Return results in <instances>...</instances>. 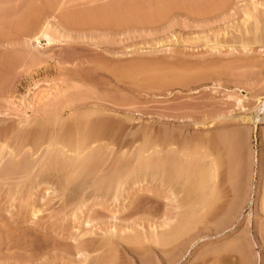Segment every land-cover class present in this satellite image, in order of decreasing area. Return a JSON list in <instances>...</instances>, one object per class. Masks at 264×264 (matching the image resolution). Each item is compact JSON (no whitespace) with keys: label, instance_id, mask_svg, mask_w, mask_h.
Segmentation results:
<instances>
[{"label":"rangeland","instance_id":"obj_1","mask_svg":"<svg viewBox=\"0 0 264 264\" xmlns=\"http://www.w3.org/2000/svg\"><path fill=\"white\" fill-rule=\"evenodd\" d=\"M262 21L264 0H0V264H264ZM218 151L204 215L184 192Z\"/></svg>","mask_w":264,"mask_h":264},{"label":"bare ground","instance_id":"obj_2","mask_svg":"<svg viewBox=\"0 0 264 264\" xmlns=\"http://www.w3.org/2000/svg\"><path fill=\"white\" fill-rule=\"evenodd\" d=\"M167 2V1H166ZM162 4V3H161ZM164 6V5H163ZM165 8V7H164ZM160 11V10H159ZM151 17V16H150ZM147 18H149V17H147ZM262 22H264V21H262ZM48 25V24H47ZM38 30V29H37ZM264 30V29H263ZM262 32V31H261ZM35 36V35H34ZM40 36H42V38L43 37H45V39L46 40H50V35L48 34V32H47V26H44L42 29H41V31H40ZM39 37V36H38ZM38 37H36L35 39V41H37L38 40ZM47 41V42H48ZM134 67V66H133ZM136 67V66H135ZM134 67V68H135ZM137 70V69H136ZM133 72V71H132ZM175 80V79H174ZM62 90V89H61ZM64 90V89H63ZM66 93V92H65ZM55 96V99L57 98V96L56 95H54ZM54 96L52 97V99H54ZM46 97H47V100H49V101H46V100H43V101H45V102H42L43 103V105L46 107L47 106V103L48 102H50L49 104L51 105L54 101H55V99L54 100H52V99H50V97H48L47 96V94H46ZM59 97V96H58ZM51 100V101H50ZM53 101V102H52ZM59 101V100H58ZM61 101V100H60ZM46 105H45V104ZM58 103V102H57ZM49 104H48V106H49ZM54 104V103H53ZM62 104V103H61ZM44 106H43V108H44ZM41 107H42V105H41ZM52 107V106H51ZM64 107V106H63ZM48 108V107H47ZM69 108V107H68ZM43 110V109H42ZM53 110V109H52ZM55 110V109H54ZM57 110V109H56ZM51 111V110H50ZM60 111V110H59ZM48 112H49V109H48ZM46 113V112H45ZM61 113V112H60ZM47 114V113H46ZM58 114V113H57ZM72 114V113H71ZM75 114V113H74ZM43 115V114H42ZM50 115V112H49V114H47V116H49ZM55 115V114H54ZM68 115V114H67ZM46 116V117H47ZM45 117V118H46ZM57 117V116H56ZM64 117V116H63ZM62 117V118H63ZM85 117V116H84ZM54 118H55V116L53 117V119L51 120V119H48V121H50L51 120V123L53 122V120H54ZM57 118H59V117H57ZM69 118V117H68ZM30 119V118H29ZM70 119V118H69ZM78 119V118H77ZM77 119H76V121H77ZM28 120V118H26L25 119V121H27ZM61 120V119H60ZM36 121V120H35ZM39 121V120H38ZM56 121H57V119H56ZM56 121H54L53 123H55ZM59 121V120H58ZM83 121H84V119H83ZM75 122V121H74ZM18 123V122H17ZM22 123V122H21ZM25 123V122H24ZM27 123H29V122H27ZM50 123V124H51ZM40 124V123H39ZM44 124H45V122H44ZM61 124V123H60ZM68 124V123H67ZM14 125V124H13ZM38 125V124H37ZM57 125V124H56ZM43 125H41V127H42ZM59 126V125H58ZM66 126V125H65ZM78 126V125H77ZM8 127V126H7ZM39 128H40V130L42 129L40 126H38ZM44 127V126H43ZM52 127V126H51ZM87 127V126H86ZM28 128V127H27ZM34 128V127H33ZM39 128H38V132H42V131H40L39 130ZM55 128V127H54ZM64 128V127H63ZM62 128V129H63ZM76 128V127H75ZM32 129V128H31ZM35 129H36V127H35ZM35 129H33V130H35ZM49 129V128H48ZM51 129V128H50ZM61 129V130H62ZM17 130H18V128H17ZM37 130V129H36ZM46 130V129H45ZM52 130V129H51ZM50 130V131H51ZM3 131V130H2ZM29 131V130H28ZM19 132V131H18ZM32 132H34V131H32ZM38 132H36V133H38ZM1 133H3V132H1ZM11 133H12V131H11ZM17 134V133H16ZM20 134H21V132H20ZM19 134V135H20ZM27 134L28 135H30V134H32L33 135V133H28L27 132ZM39 134V133H38ZM38 134H37V136L36 137H39L40 138V135H42V134H40L39 136H38ZM46 134V133H45ZM44 134V135H45ZM51 134H52V132H51ZM50 134V135H51ZM9 135V134H8ZM23 135V134H22ZM36 135V134H35ZM35 135H33L32 137H34ZM49 135V134H48ZM55 136H57L56 134H54ZM25 136H27L26 134H25ZM25 136H24V138H25ZM53 136V135H52ZM222 136V135H221ZM5 137V136H4ZM12 137V136H11ZM28 137V136H27ZM26 137V138H27ZM51 137V136H50ZM23 138V139H24ZM51 138H54V137H51ZM8 139V138H7ZM12 139V138H11ZM32 139V138H31ZM41 139H43L44 140V138L43 137H41ZM46 139H47V136H46ZM58 139V138H57ZM235 138H232V136H226V137H221V138H218V140H216L217 141V144L216 145H219L220 146V148H222L223 150H222V152H224L225 153V155H226V152H227V154H229V152H234V149L236 148V144H237V142H236V140H234ZM9 140V139H8ZM26 140V139H25ZM32 140H36L35 141V143L37 142V139H32ZM43 140H42V144L44 143L43 142ZM29 141V140H28ZM45 142H46V140H44ZM49 141H51V140H49ZM53 141V140H52ZM55 141V140H54ZM12 142V141H11ZM24 142V141H23ZM58 142V141H57ZM17 143V142H16ZM35 143H34V145H35ZM50 143V142H49ZM37 144V143H36ZM39 144H41V142L39 141ZM51 144V143H50ZM57 144V143H56ZM87 144V143H86ZM26 145V144H25ZM38 145V144H37ZM78 145V144H77ZM43 146H44V144H43ZM46 146V145H45ZM86 146V145H85ZM17 147V146H16ZM78 147V146H77ZM218 147V146H217ZM17 148H20V147H17ZM30 148V147H29ZM50 148V147H49ZM215 148V147H214ZM11 148H9V150H10ZM36 149V148H35ZM46 149H48L47 147H46ZM80 149V148H79ZM84 149V148H83ZM226 151H225V150ZM17 150V149H16ZM30 150H32V149H30ZM59 150V149H58ZM61 150V149H60ZM76 150H78V149H76ZM217 150V149H216ZM221 150V149H220ZM46 151H48V150H46ZM55 151V150H54ZM87 151V150H86ZM3 152V151H2ZM34 152V151H33ZM74 152V151H73ZM77 152V151H76ZM80 152V151H79ZM82 152V151H81ZM221 152V151H220ZM219 151H218V156H216L215 154V156L217 157L216 158V160H214L215 159V157L212 159V161H210V164H208L207 166H205V168L203 169V167H202V171H200L199 172V174H198V177H196L195 179H196V181H194V184L192 185V186H190V187H188L187 186V188L185 189L186 191L184 192L185 194V199L188 201L189 199H190V197H191V191L194 193L196 190L198 191L199 190V192H200V204H201V212L203 213H206L207 211L209 212V211H211V210H213L214 208V206H216V203H217V201H219V199L223 196V194H222V187H223V184L225 183V181L224 180H226L224 177H226L227 178V180L229 181V177H227V175L226 176H223V178H224V180H223V178H220L219 177V173L220 172H218V170H219V167H221L223 164H225L226 163V159L224 158V157H226V156H223V155H220L219 156V154H221ZM1 153V152H0ZM60 153V152H59ZM63 153H65V152H63ZM78 153V152H77ZM83 153H85V152H83ZM81 154V155H86V154ZM217 153V152H216ZM235 153V152H234ZM233 153V154H234ZM14 154H15V152H14ZM223 154V153H222ZM8 155V154H7ZM62 155V154H61ZM80 154H79V156H81ZM95 155V154H94ZM231 155V154H230ZM46 156V155H45ZM63 156H65V155H63ZM79 156H77V157H79ZM83 156H81V158H83ZM87 156H89V155H87ZM91 156H92V154H91ZM223 156V157H222ZM11 157V156H10ZM43 157H44V155H43ZM68 157V156H67ZM229 156H227V158H228ZM231 157H233L232 155H231ZM230 157V158H231ZM29 158V157H28ZM35 158V157H34ZM36 158H37V155H36ZM72 158V157H71ZM94 158V157H93ZM234 158H235V156H234ZM41 159H43V158H41ZM57 159V158H56ZM73 159V158H72ZM84 160H81V159H79V161L81 160V161H84V163H85V160H87L86 158H83ZM1 160V159H0ZM4 160V159H3ZM15 160V159H14ZM28 160V159H27ZM33 160V159H32ZM60 160V159H59ZM65 160V159H64ZM98 160V159H97ZM6 161V160H5ZM24 161V160H23ZM26 161V160H25ZM29 161V160H28ZM35 161V160H34ZM52 161V160H51ZM71 160H69V162H70ZM93 161V160H92ZM229 161H230V159H229ZM235 161V160H234ZM32 162V161H31ZM40 162V161H39ZM45 162V161H44ZM50 162V161H49ZM48 162V163H49ZM66 162V161H65ZM64 162V163H65ZM208 162V161H207ZM6 163V162H5ZM36 162H34L33 164H35ZM53 163V162H52ZM56 163V162H55ZM59 163V162H58ZM62 163V162H61ZM61 163H59V164H61ZM78 164H77V166H76V168L79 166H81L80 164V162H77ZM83 163V162H82ZM83 163V164H84ZM161 163V162H160ZM237 163V162H236ZM3 164V163H2ZM9 162L7 161V164H5V165H3V167H2V169L0 170V172H1V175H3L2 173H4V172H6V170H10V169H7V168H5V170H4V167H8L9 165ZM13 164H14V162H13ZM18 164V163H17ZM24 164V163H23ZM28 164V163H27ZM30 164V163H29ZM67 164H69L68 162H67ZM86 164H87V162H86ZM162 164V163H161ZM230 164V163H229ZM228 164V165H229ZM231 164H232V162H231ZM7 165V166H6ZM10 165H12L11 163H10ZM15 165V164H14ZM14 165H12V166H14ZM26 165V164H25ZM24 165V166H25ZM32 165V164H31ZM37 165V164H36ZM49 165V164H48ZM53 165V164H52ZM237 166H238V164H236ZM1 166V165H0ZM12 166H9V168H12L13 169V167ZM26 166H28V165H26ZM25 166V169L26 168H28V167H26ZM54 166V165H53ZM60 166V165H59ZM65 166H69V165H65ZM64 166V167H65ZM85 166V165H84ZM83 165H82V167H84ZM160 166V165H159ZM232 166H233V168H235L236 166L234 165V164H232ZM235 166V167H234ZM20 167V166H19ZM32 167H36L35 165L34 166H32ZM40 167V166H39ZM55 167V166H54ZM61 167H62V165H61ZM61 167H59V168H61ZM167 167V166H166ZM165 167V168H166ZM169 167V166H168ZM223 167V166H222ZM229 167H231V166H229ZM50 168V167H49ZM69 168V167H68ZM86 168V167H85ZM161 168V167H160ZM172 168V167H171ZM227 168V167H226ZM232 168V167H231ZM237 168V167H236ZM18 169V168H17ZM21 169V168H20ZM63 169V168H62ZM67 169V168H66ZM65 169V170H66ZM155 169V168H154ZM170 169V168H169ZM230 169V168H229ZM228 169V170H229ZM4 170V171H3ZM14 170V169H13ZM19 170V169H18ZM22 170V169H21ZM24 170V169H23ZM27 170V169H26ZM44 170V169H43ZM53 170V169H52ZM68 170V169H67ZM74 170L75 169H73V172H74ZM79 170V169H78ZM77 170V171H78ZM82 171H83V169H81ZM81 170H80V172H81ZM116 170V169H115ZM157 170V169H156ZM160 170V169H159ZM158 170V171H159ZM167 170V169H166ZM165 170V171H166ZM201 170V169H200ZM227 170V169H226ZM232 170H235V169H232ZM237 170V169H236ZM11 172H12V170H10ZM28 171V170H27ZM37 171V170H36ZM49 172H50V169L48 170ZM120 171V170H119ZM168 171V170H167ZM199 171V170H198ZM229 171H231V170H229ZM229 171H228V173H229ZM8 172L9 171H7L6 173L7 174H5L4 173V176H6V175H8ZM21 172V171H20ZM53 172V171H52ZM66 172H68V171H66ZM70 172V171H69ZM79 172V173H80ZM118 172V171H117ZM174 172V171H173ZM232 172V171H231ZM235 172V171H234ZM10 173V172H9ZM23 173V172H22ZM22 173H21V175H22ZM61 173V172H60ZM113 173V172H112ZM119 173V172H118ZM155 173V172H154ZM175 173V172H174ZM26 174V173H25ZM24 174V175H25ZM32 174V173H31ZM35 174H39V173H35ZM48 174V173H47ZM61 174H63V173H61ZM76 174V173H75ZM75 174H73V176L74 177H76L75 176ZM223 174V173H222ZM233 174V173H232ZM18 175H20V174H18ZM28 175H30V173L28 174ZM28 175H26L28 178L30 177V176H28ZM40 175V174H39ZM41 175H42V173H41ZM64 175H66V174H64ZM69 175V174H68ZM121 175V174H120ZM160 175H161V173H160ZM164 175V174H163ZM230 175V174H229ZM235 175H237V174H235ZM234 175V176H235ZM10 176H13L12 174L10 175ZM34 176V175H33ZM79 176V175H78ZM115 176V175H114ZM194 176V175H193ZM2 177V176H1ZM22 177V176H21ZM39 177V176H38ZM51 177V176H50ZM66 177V176H65ZM118 177V176H117ZM174 177H175V175H174ZM5 178V177H4ZM12 178V177H11ZM14 178V177H13ZM26 178V177H25ZM32 178V177H31ZM37 178V177H36ZM40 178V177H39ZM67 178H68V176H67ZM77 178V177H76ZM84 178V177H83ZM173 178V177H172ZM233 178H235L236 179V177H233ZM232 178V179H233ZM6 179V178H5ZM10 179V178H9ZM34 179H35V177H34ZM45 179V178H44ZM47 179V178H46ZM75 179V178H74ZM74 179H70V180H74ZM82 179V178H81ZM179 179V178H178ZM191 179V178H190ZM32 180V179H31ZM62 180V179H61ZM66 180V181H65ZM64 180V182H65V184H68V183H66L68 180H69V178L68 179H65ZM77 180V179H76ZM84 180V179H83ZM231 180V179H230ZM2 181V180H1ZM4 181V180H3ZM22 181V180H21ZM28 181H29V179H28ZM36 181V180H35ZM52 181V180H51ZM75 181V180H74ZM74 181H72V182H74ZM115 181V180H114ZM113 181V182H114ZM191 181V180H190ZM39 182V181H38ZM85 181H83V183H84ZM116 182V181H115ZM176 182H177V178H176ZM234 182V181H233ZM233 182H232V184H233ZM26 183V182H25ZM61 183V182H60ZM76 183V181L74 182V183H71L72 185L71 186H68V188L70 187H72L73 186V184H75ZM78 183H80L79 181H78ZM82 183V182H81ZM226 183H227V181H226ZM225 183V184H226ZM229 183V182H228ZM63 184V183H62ZM121 184V183H120ZM39 185V184H38ZM80 185V184H79ZM65 186H67V185H65ZM77 186V185H76ZM85 186H86V184H85ZM183 186V185H182ZM79 187V186H78ZM118 187V186H117ZM171 187V186H170ZM230 187V186H229ZM59 188V187H58ZM67 188V187H66ZM81 188V187H80ZM85 188V187H84ZM87 188V187H86ZM116 188V187H115ZM181 188V187H180ZM185 188V187H184ZM225 188V187H224ZM226 189V188H225ZM65 190V189H64ZM69 190V189H68ZM75 190V189H74ZM84 190V189H83ZM183 190V189H182ZM195 190V191H194ZM232 190V189H231ZM178 191V190H177ZM74 192V191H73ZM75 192H77V191H75ZM180 193V192H179ZM197 193V192H196ZM76 194V193H75ZM231 194H232V192H231ZM236 194V193H235ZM71 195V194H70ZM199 195V194H198ZM237 195V194H236ZM194 198V197H193ZM179 199V198H178ZM183 199V200H182ZM182 199H180L181 201H183L184 203L185 202H187L183 197H182ZM197 199V198H196ZM232 199V198H231ZM179 200V201H180ZM192 201V200H191ZM232 201V200H231ZM194 202V201H193ZM192 203V202H191ZM190 203V204H191ZM263 203V202H262ZM193 204H195V203H193ZM199 204V203H198ZM198 204H197V206H198ZM199 204V205H200ZM219 204V203H218ZM233 204V203H232ZM264 204V203H263ZM262 204V205H263ZM230 205V204H229ZM232 206V205H231ZM183 208V207H182ZM192 208V207H191ZM196 208V207H195ZM262 208H264V207H262ZM189 209V208H188ZM199 209V208H198ZM202 209L204 210V211H202ZM210 209V210H209ZM180 210V209H179ZM184 210V209H183ZM192 210V209H191ZM200 210V209H199ZM224 210V209H223ZM228 210V209H227ZM187 211V210H186ZM198 211V210H197ZM264 211V210H263ZM179 212V211H178ZM191 212V211H190ZM200 212V213H201ZM188 215H186L185 217L186 218H184V217H182V218H179L175 223H171V226L169 225V219H170V217L168 218V217H164L165 219V221H164V225H167V226H170V227H167V230L165 231L164 230V232H163V234L165 235L164 237H163V241H162V243H165L166 244V242H167V244L168 245H170L171 243L170 242H174L175 243V240L176 239H178L179 240V237H181L182 235H184L189 229H192L191 227H193L192 226V223H195L196 224V222L195 221H193L192 220V218L189 216V210H188ZM196 213V212H195ZM203 213V214H204ZM227 213V212H226ZM185 214V213H184ZM191 215V214H190ZM196 215V214H195ZM205 215V214H204ZM206 215H207V213H206ZM208 215H210V214H208ZM169 216V215H168ZM180 216V215H179ZM183 216V215H182ZM189 216V217H188ZM202 217H203V215H202ZM233 217V216H232ZM168 218V219H167ZM201 218V217H200ZM219 219V218H218ZM231 219V218H230ZM163 220V219H162ZM171 220V219H170ZM195 220V219H194ZM200 220V219H199ZM198 221V220H197ZM163 222V221H162ZM169 222V223H168ZM174 222V221H173ZM199 222V221H198ZM197 222V223H198ZM207 223V222H206ZM211 224V223H210ZM163 225V224H162ZM203 225V224H202ZM207 226V225H206ZM212 226V225H211ZM169 228V229H168ZM201 228V227H200ZM196 229V228H195ZM204 230V229H203ZM161 233V232H160ZM162 234V233H161ZM163 234H162V236H163ZM189 236V235H188ZM154 239V238H153ZM160 239V238H159ZM181 239V238H180ZM185 239V238H184ZM157 240H158V237H157ZM242 240H243V238H242ZM241 241V240H240ZM236 242V241H235ZM243 242V241H242ZM261 242V241H260ZM157 243V242H156ZM176 243H177V241H176ZM240 243V242H239ZM160 245V244H159ZM178 245V244H177ZM233 245V244H232ZM163 246V245H162ZM240 246V245H239ZM234 248V247H233ZM233 248H231V249H233ZM169 249V248H168ZM172 249V248H171ZM225 250V249H224ZM234 251V250H233ZM236 251V250H235ZM222 252H223V250H222ZM171 253V252H170ZM177 253V252H176ZM211 253H213V252H211ZM167 254H169V253H167ZM166 255V254H165ZM239 255V254H238ZM216 256V255H215ZM213 258V257H212ZM222 258H224V257H222ZM222 258H221V260H222ZM236 258H237V256H236ZM217 259H218V257H217ZM218 261V260H217ZM238 261H240V260H238ZM211 262H212V260H211ZM210 262V263H211ZM246 262H247V260H246ZM202 263V262H201ZM205 263V262H204ZM209 263V264H210ZM242 263V262H241Z\"/></svg>","mask_w":264,"mask_h":264}]
</instances>
